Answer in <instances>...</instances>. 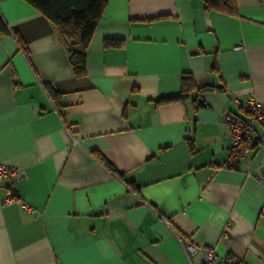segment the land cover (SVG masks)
<instances>
[{
  "label": "crops",
  "instance_id": "crops-1",
  "mask_svg": "<svg viewBox=\"0 0 264 264\" xmlns=\"http://www.w3.org/2000/svg\"><path fill=\"white\" fill-rule=\"evenodd\" d=\"M234 4L107 0L76 77L52 22L0 0L23 44L0 35V163L25 172L0 206V264H204L208 248L264 264V125L223 166V114L264 104V0ZM188 75L209 89L156 102Z\"/></svg>",
  "mask_w": 264,
  "mask_h": 264
},
{
  "label": "trees",
  "instance_id": "trees-1",
  "mask_svg": "<svg viewBox=\"0 0 264 264\" xmlns=\"http://www.w3.org/2000/svg\"><path fill=\"white\" fill-rule=\"evenodd\" d=\"M25 1L52 22L60 42L66 49L68 63L73 74L76 77L83 76L86 67L87 45L107 0ZM204 7L206 9L219 8L229 14L235 13L234 0H204ZM9 33L14 35L18 46L22 47L23 44L15 35V31L9 29L0 16V35ZM105 43L119 45L121 40L106 39ZM45 88L54 104L59 106L57 92L49 85H46ZM206 89H209V86L196 88L193 78L188 75L181 79L180 89L177 94L158 98L156 102L160 104L183 102L191 91L194 90L198 95ZM202 104L201 101L198 102V105ZM100 160L110 171L116 172V169L104 157H100ZM233 163L235 162H229L227 167L231 166Z\"/></svg>",
  "mask_w": 264,
  "mask_h": 264
},
{
  "label": "built area",
  "instance_id": "built-area-1",
  "mask_svg": "<svg viewBox=\"0 0 264 264\" xmlns=\"http://www.w3.org/2000/svg\"><path fill=\"white\" fill-rule=\"evenodd\" d=\"M243 108L249 113V117L246 119L232 113L223 114V119L229 133L227 162L223 165L224 167H227L229 162H235L242 156L245 150V143L249 139L252 129L251 122L256 120L264 125V104L250 98L243 104ZM24 177L25 172L23 169L0 163V182L6 180L9 183L5 187L3 198H0V206L11 204L17 200L11 184L14 181L22 180ZM256 178L264 185V165H262L256 174ZM187 251L190 255H194L199 249L188 245ZM203 261L204 264H234L230 258L218 257L214 248L204 250Z\"/></svg>",
  "mask_w": 264,
  "mask_h": 264
}]
</instances>
